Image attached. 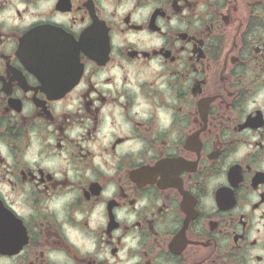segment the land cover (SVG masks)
<instances>
[{
  "label": "clouds",
  "instance_id": "1",
  "mask_svg": "<svg viewBox=\"0 0 264 264\" xmlns=\"http://www.w3.org/2000/svg\"><path fill=\"white\" fill-rule=\"evenodd\" d=\"M81 3H91L93 18L110 30L105 38L110 62L103 68L90 65L76 92L49 106L51 123L38 117L31 97L18 88L12 95L24 101L19 113L6 112L8 97L0 94V208L30 225L37 239L51 226L38 264H180L162 243L180 227L176 193L148 188L124 196L125 173L157 159L161 151L179 155L190 121L191 89L199 81L212 86L219 77L217 62L227 47L218 18L224 0H181L179 13L168 7L169 0H76L77 9ZM58 5L57 0H0V55L10 56L16 37L38 25L70 39L89 30L93 21H85V13L58 12ZM238 6L241 11L232 18L239 22L238 59L217 88L231 93L233 110L217 113L203 155L191 162L187 175L179 174V187L183 190L187 182L195 210L214 217V192L227 183L228 169H246L236 207L205 237L212 248L201 264H264V184L253 188L250 183L252 175L264 173V127L237 130L257 112L264 122V0H242ZM156 8L167 16L156 21L159 31L153 32L148 22ZM179 33L203 41L204 60L194 56L193 44ZM161 49L173 51L175 62L158 54ZM133 50L148 57L130 60L127 54ZM4 72L0 63V92L14 75ZM78 72L68 87L77 83ZM104 97L108 103H99ZM86 102L95 119L86 112ZM66 118L63 146L57 148V126ZM117 137L124 142L114 148ZM42 173L51 182H41ZM94 183L100 191L85 200V190ZM110 201L117 202L111 214L118 227L109 235Z\"/></svg>",
  "mask_w": 264,
  "mask_h": 264
},
{
  "label": "flooded vegetation",
  "instance_id": "2",
  "mask_svg": "<svg viewBox=\"0 0 264 264\" xmlns=\"http://www.w3.org/2000/svg\"><path fill=\"white\" fill-rule=\"evenodd\" d=\"M46 2V0H44ZM58 12H72L78 10L85 13L84 20L92 19L93 23L87 32L81 31L71 39L59 30L49 28L45 25H38L28 32L16 37V46L12 54L0 55V63L5 68L4 75L7 77L8 70L14 75L8 80V85L0 92L7 99L5 111H23L24 101L12 95L15 89L28 95L32 103L39 109L38 117L46 122H53L54 117L49 108L50 105L64 101L71 97L80 84L84 82L85 74L90 65L103 68L111 59V50L105 45V38L109 33L106 23L100 21L99 17H94L93 5L91 3H81L79 9L76 8V0H57ZM181 0H169L168 7L179 13ZM242 0H224L219 10L218 18L225 28L226 51L221 56L218 63L219 77L216 84L208 86V81H199L191 89V111L190 121L186 130V137L180 147L179 155L170 157L166 152L161 151L158 158L142 165L139 168L130 169L125 173V191L122 195L126 196L131 190H145L154 188L161 193L175 192L179 202V215L181 217L180 227L177 231L162 238L163 247L167 249L169 258H175L180 264H201L200 258L210 253L212 245L205 238L208 233L215 232L220 228L224 218L236 207L238 203L237 192L245 179L246 169L240 165H232L226 173V184L220 185L215 189L214 199L216 201L217 215L205 217L195 210L194 198L187 192V182L184 189L180 185L179 174L185 175L192 168V161L199 159L204 153V144L210 130H214L217 122V113L232 112L231 93L217 91L218 87L224 84V77L228 74L231 66L237 62L234 54L238 42L239 22L233 23V16L241 11L238 6ZM19 14V13H17ZM167 16L165 9L156 8L152 11L148 22L151 31H159L156 21ZM129 20L125 17V22ZM138 29L139 26H134ZM182 40H190L193 44V54L198 60L205 59L202 49L203 41L197 38H189L186 33H179ZM255 51L259 52V48ZM157 54V53H153ZM160 55L169 62H175L176 56L173 51L159 50ZM130 60L137 59L138 56L148 57V53H137L135 50L129 52ZM80 77L72 87L67 85L79 74ZM91 87V86H90ZM42 98V99H41ZM99 103L107 104L108 99L98 98ZM85 110L94 119L96 112L85 103ZM57 126L59 139L57 148L63 146L64 127ZM14 127V126H13ZM13 127L9 131H13ZM264 127L259 112L249 115L244 122L237 127L238 131L250 130L257 131ZM148 134L147 129H142ZM18 135V131L14 133ZM124 142V137H117L113 147ZM25 180H31L30 173H21ZM48 180L50 176L42 173L41 182ZM253 188L264 184V173L257 172L251 176L250 180ZM100 191L98 184H92L85 190L84 199H89L92 195ZM117 206L116 201L108 203L109 208V227L106 232L110 235L118 224L114 222L111 209ZM259 205H253L258 207ZM243 225L244 221H240ZM36 238L30 225L22 220L10 217L9 214L0 208V264H38L42 252L40 248L46 244L52 236L51 226L45 228ZM239 242L240 236L235 237ZM117 249L113 247V255Z\"/></svg>",
  "mask_w": 264,
  "mask_h": 264
}]
</instances>
